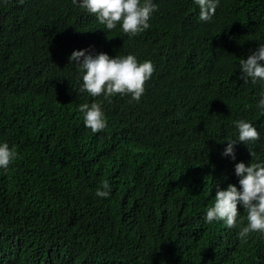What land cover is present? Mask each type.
I'll list each match as a JSON object with an SVG mask.
<instances>
[{
  "label": "trees",
  "instance_id": "16d2710c",
  "mask_svg": "<svg viewBox=\"0 0 264 264\" xmlns=\"http://www.w3.org/2000/svg\"><path fill=\"white\" fill-rule=\"evenodd\" d=\"M154 2L130 37L71 0H0V140L18 152L0 170V264H264V235L203 218L216 185L237 184L235 163L264 160V85L238 78L264 43V0H220L209 22L193 0ZM99 47L153 63L138 102L80 91L68 56ZM86 101L102 104L103 131L66 115ZM239 119L261 138L231 160Z\"/></svg>",
  "mask_w": 264,
  "mask_h": 264
},
{
  "label": "clouds",
  "instance_id": "9594fccd",
  "mask_svg": "<svg viewBox=\"0 0 264 264\" xmlns=\"http://www.w3.org/2000/svg\"><path fill=\"white\" fill-rule=\"evenodd\" d=\"M79 9L94 15L96 20L108 31L119 28L124 34L134 37L151 27L149 21L157 10L154 0H71ZM198 7L199 20L209 22L216 13L220 0H193ZM69 64L76 67L81 79L80 91L91 97L104 96L118 98L130 96L139 101L145 92V82L154 72L150 60L139 61L135 54L110 56L99 47L96 51L89 49L73 50L68 56ZM238 78L245 83L251 81L264 85V43L257 44L255 50L246 59L239 61ZM71 101L69 98L67 102ZM257 107L264 115V92L261 93ZM75 126H83L93 133L101 132L107 127V118L99 102L82 103L66 110ZM236 137L226 139L227 144L221 155L235 160V145L241 142L247 146L260 140V132L249 120L233 121ZM249 150V149H248ZM252 157L254 154L249 150ZM18 158L15 146L6 140H0V170L7 171ZM237 184L228 183L225 188L216 185L213 203L204 214V222H222L229 229L238 228L237 236L245 240L251 233L264 235V160L254 163L237 162L234 164ZM96 196L107 199L111 194V185L107 180L101 183ZM238 205L246 210V224L241 226L238 219ZM8 248L1 253L6 256Z\"/></svg>",
  "mask_w": 264,
  "mask_h": 264
},
{
  "label": "rangeland",
  "instance_id": "374dc122",
  "mask_svg": "<svg viewBox=\"0 0 264 264\" xmlns=\"http://www.w3.org/2000/svg\"><path fill=\"white\" fill-rule=\"evenodd\" d=\"M221 227L223 228V225Z\"/></svg>",
  "mask_w": 264,
  "mask_h": 264
}]
</instances>
